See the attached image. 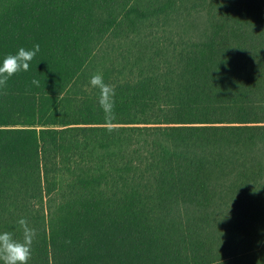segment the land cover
I'll use <instances>...</instances> for the list:
<instances>
[{
	"label": "trees",
	"instance_id": "obj_1",
	"mask_svg": "<svg viewBox=\"0 0 264 264\" xmlns=\"http://www.w3.org/2000/svg\"><path fill=\"white\" fill-rule=\"evenodd\" d=\"M34 43L0 90L29 264H264V0H0V57Z\"/></svg>",
	"mask_w": 264,
	"mask_h": 264
},
{
	"label": "clouds",
	"instance_id": "obj_2",
	"mask_svg": "<svg viewBox=\"0 0 264 264\" xmlns=\"http://www.w3.org/2000/svg\"><path fill=\"white\" fill-rule=\"evenodd\" d=\"M40 52V44L34 43L31 48L19 47L0 57V90L6 88L8 81L19 73L30 71L31 62ZM33 84L39 81L33 79ZM92 88L99 90L98 104L106 120L115 118L116 90L105 82L101 73L89 78ZM16 224L23 230V239H17L14 232L0 231V264H29L33 253V241L37 231L30 227L27 218L20 217Z\"/></svg>",
	"mask_w": 264,
	"mask_h": 264
},
{
	"label": "rangeland",
	"instance_id": "obj_3",
	"mask_svg": "<svg viewBox=\"0 0 264 264\" xmlns=\"http://www.w3.org/2000/svg\"><path fill=\"white\" fill-rule=\"evenodd\" d=\"M199 20L196 22L198 25L202 23L203 18H198Z\"/></svg>",
	"mask_w": 264,
	"mask_h": 264
}]
</instances>
